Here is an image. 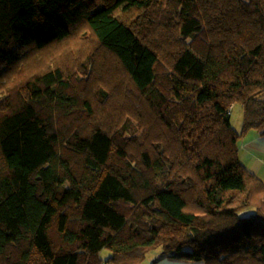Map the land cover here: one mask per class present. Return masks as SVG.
Instances as JSON below:
<instances>
[{
    "label": "trees",
    "instance_id": "16d2710c",
    "mask_svg": "<svg viewBox=\"0 0 264 264\" xmlns=\"http://www.w3.org/2000/svg\"><path fill=\"white\" fill-rule=\"evenodd\" d=\"M79 27L86 64L118 63L154 113L151 146L102 125L75 73L19 78ZM0 84V264H139L158 245L156 261L264 264V184L229 112L264 136V0H0Z\"/></svg>",
    "mask_w": 264,
    "mask_h": 264
},
{
    "label": "rangeland",
    "instance_id": "374dc122",
    "mask_svg": "<svg viewBox=\"0 0 264 264\" xmlns=\"http://www.w3.org/2000/svg\"><path fill=\"white\" fill-rule=\"evenodd\" d=\"M80 29L82 28L79 27L74 37L69 38V42L63 43L61 46L60 44H54L46 50L31 54L28 53L23 61L15 65V68H19V78L26 80L39 68L47 69L48 66L52 67L53 65L59 67L65 75L72 72L75 73L77 77H75L74 80L77 82L78 90L82 96L90 101L92 108L95 110L94 113L98 112L100 116L98 121H103L101 123L102 125L111 130V128L126 124L127 130L125 133L129 142L132 144L131 150H138L139 148L151 146L149 135L153 133L157 134V132L154 131L155 128H157L153 118L154 113L142 102L139 94L133 88V84L118 63L111 60L108 61V59H106L105 62H99L98 59H96L97 61L95 63L94 59H91L90 65L86 64L85 59L89 58V49H95V45L92 43V40L87 39L85 34H81L82 30ZM76 37L77 40H75ZM166 39V41H163V50L166 48L169 49L168 44H166L169 41V37L166 36ZM84 43H88V45H84ZM107 68L110 72L102 73V70H106ZM104 89L107 91V97L101 102L99 100V91ZM123 103H125V105H122ZM101 112L103 116H101ZM229 112L231 126L239 133V137L236 141L238 158L240 162L248 168L249 171H252L258 176L264 184L263 151L258 150L257 153L254 152L252 155L250 152L251 149L246 145L253 136L258 135L263 138L264 136H261L252 128L243 130V108L240 104H232ZM88 120L91 122L94 121L93 123H95L94 116L88 118L87 121ZM170 134L177 136V133L170 132ZM170 134L168 135L172 136ZM154 138L156 139L153 141L154 143L161 142L164 144L163 137L161 138L159 135H156ZM173 145L174 143L172 145H167V148L171 149ZM208 147L210 151H220V148L214 143H210ZM167 152L170 151L167 150ZM250 155H252V158L249 160L248 157H250ZM258 157L261 159L260 161ZM254 166L255 168H253ZM250 211L252 210H245L242 214L246 216ZM161 250L162 247L160 245L149 248L143 257V261L139 264H162L163 260L160 259L156 261L159 258ZM108 254V249H103L100 252V256L103 259L107 258ZM186 264L205 263L203 261L192 260L187 261Z\"/></svg>",
    "mask_w": 264,
    "mask_h": 264
},
{
    "label": "crops",
    "instance_id": "0c3cea01",
    "mask_svg": "<svg viewBox=\"0 0 264 264\" xmlns=\"http://www.w3.org/2000/svg\"><path fill=\"white\" fill-rule=\"evenodd\" d=\"M246 145L249 149H251L250 152L252 153V155L254 152L257 153L258 150L263 151V154H264V138L263 137L255 135L246 143ZM252 155H250V157H248L249 160L252 158ZM260 158L262 159L261 156H260ZM260 158L258 157L259 161L261 160ZM256 164H257V162H256ZM253 168H255V166ZM186 263H187V260L166 259V260H163L162 264H186Z\"/></svg>",
    "mask_w": 264,
    "mask_h": 264
}]
</instances>
